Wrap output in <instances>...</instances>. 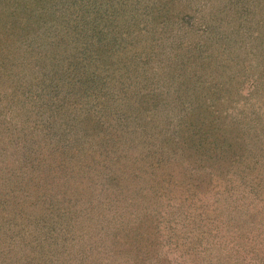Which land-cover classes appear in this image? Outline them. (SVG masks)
Here are the masks:
<instances>
[{"label":"rangeland","instance_id":"1","mask_svg":"<svg viewBox=\"0 0 264 264\" xmlns=\"http://www.w3.org/2000/svg\"><path fill=\"white\" fill-rule=\"evenodd\" d=\"M57 1V8L62 9L71 0ZM170 1L171 9L173 5L184 14L185 22L182 17L164 30L155 28L145 34L147 42L136 29L130 46L140 57L135 65L138 72L134 75L133 67L122 70L112 62L108 88L99 77L84 75L69 86L59 75L61 71L47 66L53 70L50 82L63 89L49 105V83L41 73L38 81L30 83L27 76L25 81L4 77L12 81L11 92L20 93L16 102L20 97L22 101L19 109L12 110L11 102L5 107L4 93H0L1 136L8 139L7 144H0V168H9L8 175L0 177V264H215L217 254L226 260L224 264H264V52L256 53L253 60L242 49L233 65L225 64L222 70L212 71L208 63L198 66L201 79L221 95L219 110H226L232 122L241 125L249 138L252 135L249 141L253 142L249 148L246 145L245 153L231 149L228 161L219 158L211 163L209 187L191 185L190 178L196 175L193 165L184 157L170 165L173 151L163 141L167 127L169 132L180 130V123L174 122L179 91L161 80L170 69L164 58L174 62L172 57L177 55L181 59L180 45L196 31L198 38L205 37L202 31L208 21L204 12L210 8V13H218L216 7L222 8L224 0ZM244 2L247 23L250 20L247 35L254 38V15L249 20L248 16L255 1L242 0L239 6ZM102 4H107L103 13L110 15L114 6L109 0ZM261 16L264 21V8L253 19ZM123 22L115 16L105 27L134 35L136 31ZM9 33L12 39L6 36L4 40L14 41L15 33L11 29ZM33 37L29 36L39 47ZM83 38L92 43V36ZM34 44L33 53L41 56L42 48ZM49 45L47 51L53 50ZM239 47L246 50L248 46L240 42ZM158 51L161 56L156 57ZM13 63L10 60L8 65ZM158 64L164 66L163 71L150 69ZM37 69L43 72L46 67ZM20 90L40 93L42 99L37 101L32 94L25 97ZM188 99L205 105L199 95ZM39 103L43 109L31 108ZM59 103L68 107L65 114L72 125L61 122L62 128L57 127ZM91 112L99 121L98 128H78ZM193 119L188 116L184 122ZM158 122L165 126H157ZM8 192L7 197L1 196ZM140 221L142 235L129 238L128 230ZM148 237L157 240L156 244H150Z\"/></svg>","mask_w":264,"mask_h":264},{"label":"trees","instance_id":"2","mask_svg":"<svg viewBox=\"0 0 264 264\" xmlns=\"http://www.w3.org/2000/svg\"><path fill=\"white\" fill-rule=\"evenodd\" d=\"M254 1V5L251 3L249 6L250 8L252 7V12H250L251 14L249 13L248 17L250 18L248 20L253 15H261L264 8V0ZM169 2L171 1L109 0L110 5L114 6V9L110 15H106L103 11L107 9V4L106 6L102 4V0H71L67 1L66 6L64 8L62 6V9L57 8L60 4V1L57 0H0V73L5 74L4 76L2 74L0 76V93H4L1 101L5 104V107L7 103L11 102L9 107L12 110L15 107L19 109V102L22 101L20 97L16 102L15 99L19 98L20 93L15 95L14 92H11L13 90L12 81H6L4 77L13 76L25 81V77L27 76V78L29 77L28 80L26 78L27 83H30L38 81V77L42 75L46 78L47 84L49 83L47 86L49 98L47 100H50L49 105H51L54 102L52 100L58 98L57 96L60 95H57L58 92L63 89L62 87H58V84L53 80L50 82L53 70L48 69L49 67L47 68V66L54 67L57 72L61 71L59 75L63 81H66V84L69 83V86L76 85L78 80L80 81L82 75H84L86 78L99 77L101 85L104 88H108V73L114 68L111 66L112 62H115V66H121L122 70L133 67L132 71L135 75L138 72L135 65L140 61V57L136 51H133V48H131V43L136 39V29H139L138 31L144 34L143 39H146L145 41L147 42L149 37L145 36V34L154 32L155 28H163L162 30H164L165 27L169 26V22H174V20L181 22L182 17L184 20V14H180L182 12L178 9L175 10L173 5L171 9ZM240 2L242 0H224L222 8L218 7L217 9L216 7L218 13H210L211 9L207 8L206 13L204 12V18L207 19L208 25L202 31V35L204 34L205 37L198 38L197 34L200 35V33L196 31L187 40L188 43L186 41L185 44L180 45L178 51L182 56L181 59L177 55L172 57L175 59L174 62L164 58L165 66L170 69L165 77L161 76V80L163 82L165 80L171 82L172 86H176L179 91L176 98L179 103L177 106L179 112H177L178 116L174 122L180 123V130L179 132L175 130L169 132L171 129L167 127L163 141H166L165 147L173 151L171 153L174 158L171 160L172 163L170 165L184 157L189 165H193L192 173L196 174L190 178L191 185L202 189L203 187H209L212 179V162L215 163L216 159L219 158L228 161L231 149H235V151L241 150V153H245L246 145L248 144L249 148L253 142L249 141L252 139V135L249 138L245 134L247 133L246 130L241 125L235 120L232 122L229 118L230 114L226 110H219L218 101L221 95L216 90H213L214 87L209 81L201 79L202 74L198 75V66L205 63H208L212 71L222 70L225 64L228 65L230 63L233 65L234 56L239 55L238 52L242 49L245 52H249L253 60L256 53L259 54V51L264 52V33L260 32L256 34L255 32L256 29L258 32L259 30L264 31V21H261L262 16L259 17V20L253 19L255 18L254 16L252 17L251 27L254 26V34L257 36L253 38L251 35L249 37L247 33L249 32L248 25L250 20L247 23V16L245 14L247 8L245 2L242 6H239ZM228 3L230 6H227ZM258 5L262 6V9H258ZM162 9L164 11H160ZM115 16L120 21L123 20V24H129L133 28L132 31H136L134 35L132 33L126 34L123 30L117 31L110 27L106 28L105 22L113 21ZM136 21H140L137 23V26ZM134 23L135 27L133 26ZM106 26L109 25L106 24ZM10 29L12 33H15L14 41L8 42L4 39L6 36L12 39L9 33ZM56 30L58 31L57 35L55 34ZM83 30L86 31L84 36H92V43L83 38ZM262 34L263 39L261 37ZM32 35L35 41H39V47L35 46L32 38H29ZM240 42L245 47L248 46L246 50L239 47ZM256 42L257 45H255ZM261 43L262 45H260ZM33 44L36 48H42L41 56L33 53ZM46 44L54 46L53 50L47 51L48 45L46 46ZM177 47V45H174L173 49L176 51ZM18 50L21 51V54ZM68 56L73 58H69ZM158 56H161L159 51L156 57ZM102 57H104V62L102 61ZM10 60L14 62L12 65H8ZM57 64H61V66L57 68ZM39 66H42V68L46 67V69H41L43 72H39L37 69ZM152 66L150 69L153 68L156 71H163L162 69H164L162 64ZM147 70L141 72V75H146ZM38 73H41V75H38ZM161 75H163L162 72ZM230 80L232 83L231 78ZM227 81L229 82V79ZM21 93L25 97H30V94H32L31 97L36 95L37 101L42 99V94L40 93L33 94L22 91ZM69 93L72 94L71 91ZM196 95L203 98L205 105L189 101L188 98L192 100V97ZM59 104L61 108L58 111H61L60 115H58L60 118H57L60 121L56 123L57 127L62 128L61 122L68 123L69 126L72 125V122L67 121L68 115L66 116L65 114L68 107L63 106V103ZM31 108L34 110L43 109L41 103H39V106L31 105ZM57 108V105L54 106L52 111L55 113L54 109ZM53 112L52 114H54ZM126 115L131 117L128 113ZM188 116L194 119L185 123L184 120ZM86 117L87 119L84 118V123H81L78 128L89 129L94 128V126L98 128L99 121L94 113L91 112ZM156 125L165 126L159 124V122ZM78 130L80 131L81 129ZM2 131L3 128L0 129V144H4L8 140L7 138L5 140V137L1 136L3 134ZM84 131L90 135V131ZM93 132L94 130L91 131V133ZM253 135L255 136L256 134L253 132ZM220 137L222 139H219ZM241 153L237 154V159L242 157ZM40 161L43 160L40 159ZM7 167L3 166V168H0V177L7 174L6 170L9 169ZM28 168H31L30 165ZM173 170H175L174 167ZM173 170L170 168L168 172L173 174ZM14 188H17V184ZM8 194L9 192L6 194L1 193V196L7 197ZM141 223L140 221L134 224L131 232L128 230L129 235H131L128 236L129 238L136 239L142 235V230L140 229ZM156 237L157 239L159 238L158 235ZM148 239L149 243L151 242L150 244L154 243L155 245L157 242V240H152L151 237H148ZM139 243L141 246L143 245L142 237L139 238ZM216 257L218 260L215 264L227 263L225 259L222 260L220 255L217 254Z\"/></svg>","mask_w":264,"mask_h":264}]
</instances>
